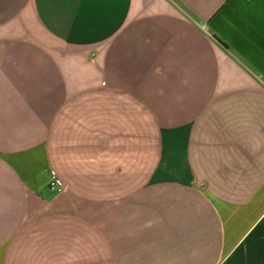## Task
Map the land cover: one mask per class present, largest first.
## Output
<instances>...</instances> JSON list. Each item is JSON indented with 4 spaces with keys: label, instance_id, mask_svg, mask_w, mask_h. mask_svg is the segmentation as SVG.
<instances>
[{
    "label": "crops",
    "instance_id": "obj_1",
    "mask_svg": "<svg viewBox=\"0 0 264 264\" xmlns=\"http://www.w3.org/2000/svg\"><path fill=\"white\" fill-rule=\"evenodd\" d=\"M0 264H264V0H0Z\"/></svg>",
    "mask_w": 264,
    "mask_h": 264
},
{
    "label": "built area",
    "instance_id": "obj_2",
    "mask_svg": "<svg viewBox=\"0 0 264 264\" xmlns=\"http://www.w3.org/2000/svg\"><path fill=\"white\" fill-rule=\"evenodd\" d=\"M49 187L51 189H63L64 183L54 170L50 171Z\"/></svg>",
    "mask_w": 264,
    "mask_h": 264
}]
</instances>
